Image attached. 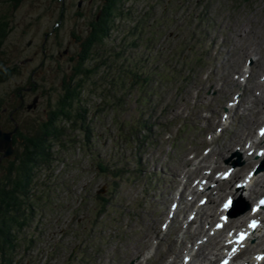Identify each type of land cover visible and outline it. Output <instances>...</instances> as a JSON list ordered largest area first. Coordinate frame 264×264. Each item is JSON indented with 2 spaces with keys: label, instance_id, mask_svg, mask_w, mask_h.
Masks as SVG:
<instances>
[{
  "label": "rangeland",
  "instance_id": "1",
  "mask_svg": "<svg viewBox=\"0 0 264 264\" xmlns=\"http://www.w3.org/2000/svg\"><path fill=\"white\" fill-rule=\"evenodd\" d=\"M101 4L0 3L8 30L0 60L17 68L0 82V99L11 106L16 87L33 79L35 90L28 87L24 99L38 95V102L23 112L25 125L45 116L69 79L77 50L72 32L84 26L77 12L90 19ZM114 16L109 36L84 64L109 63L84 77L86 111L75 115L85 118L88 131L67 128L66 148L55 145L51 167L36 174L38 206L18 233L15 264H183L198 226L185 229L183 222L194 207L185 203L191 179L213 165L230 166L235 151L243 155L235 145L239 135L245 126L251 131L253 113L264 109V0H121ZM125 68L149 75L148 101H136L137 86L122 88ZM211 199L199 212L216 206ZM194 261L195 255L184 264Z\"/></svg>",
  "mask_w": 264,
  "mask_h": 264
},
{
  "label": "trees",
  "instance_id": "2",
  "mask_svg": "<svg viewBox=\"0 0 264 264\" xmlns=\"http://www.w3.org/2000/svg\"><path fill=\"white\" fill-rule=\"evenodd\" d=\"M21 1L0 0V3L5 2L16 7ZM120 2L121 0H102L101 15L94 24V31L89 40L84 43L77 62L72 65L68 81L61 82L62 92L55 104L46 111L45 116L32 119L28 125L22 121L19 123L14 121V126L11 128L13 129L17 125L12 138L14 152L9 159L4 158L0 162V264H15L13 254L18 245V233L31 224L38 206V194H35L34 190L36 174L44 168L51 167L50 164L55 157L54 146L66 148L67 128L80 127L86 132L88 131L85 118L75 115L77 112L79 114L80 111H86L81 103L84 77H89L99 66H108L109 63L107 59H100L91 67H85L84 64L92 58L93 47L101 43L108 35ZM7 31V21L0 19V51ZM16 71L17 68L6 66L0 60V82L8 80ZM125 71V78L120 77L119 80L122 82V88L137 86L141 90L137 92L136 101H148L147 97V99L143 98L144 94L149 96L152 92L144 87L151 79L149 75L144 76L136 69L132 71L125 68ZM29 83L28 87L35 90V82L31 77H29ZM28 87H16L13 98H17V94L20 96ZM34 98H37L35 104L28 109L36 108L38 95H35ZM33 99L29 104H32ZM120 102L121 98L118 97L116 105H120ZM16 104L13 102L11 106H6L0 99V118L6 112L4 108L9 112ZM86 135L88 141V134ZM136 136H141L139 131ZM98 167L101 172L108 171L100 163Z\"/></svg>",
  "mask_w": 264,
  "mask_h": 264
},
{
  "label": "flooded vegetation",
  "instance_id": "3",
  "mask_svg": "<svg viewBox=\"0 0 264 264\" xmlns=\"http://www.w3.org/2000/svg\"><path fill=\"white\" fill-rule=\"evenodd\" d=\"M78 5H80V3ZM91 14H92V17L90 19H88V14L82 13L81 11L77 12V15H79L82 19L84 18V26L81 28H78V29L76 28L72 32L73 42H75V44L77 45V50L70 57L71 60L74 61V63L77 62V60L79 58V54L82 51V47H83L84 43H86L89 40L92 32L94 31V24L99 19L100 15H101V5L99 6V8L96 11L92 12ZM59 18H61V16ZM110 30H111V28H110ZM109 31H108V35L106 37L109 36ZM46 35H47V33H45V39H46ZM106 37H104V39ZM64 53H68V49H65ZM26 90L23 93H21L20 96L17 94V98H13V102H15L17 104L15 107L12 108V110H10L11 112L10 111L7 112V109L4 108V110L6 112L3 115H1V118H0V124H1L2 128L11 129L12 126H14V121H16L18 123H19V121H21L22 115H24L23 114L24 111L29 112V111L34 110V109H28L29 103L25 102V99H24L25 96L24 95H25Z\"/></svg>",
  "mask_w": 264,
  "mask_h": 264
},
{
  "label": "bare ground",
  "instance_id": "4",
  "mask_svg": "<svg viewBox=\"0 0 264 264\" xmlns=\"http://www.w3.org/2000/svg\"><path fill=\"white\" fill-rule=\"evenodd\" d=\"M245 91V90H244ZM243 91V92H244ZM262 104L264 105V100H262L261 99V102L259 101V105H260V107L259 108H262ZM264 108V107H263ZM262 108V109H263ZM261 112H262V110L260 109L259 111H257V113H256V115H255V118H254V113H253V115H252V118H251V121H253V122H258V120H259V118H260V115H261ZM250 121V122H251ZM249 122V123H250ZM249 123H248V125H249ZM242 135V134H241ZM241 135H239L240 136V138H241ZM235 142V141H234ZM239 143V142H238ZM227 145V144H226ZM225 147V146H224ZM246 151V149L244 150V152ZM261 151V150H260ZM215 153H217V152H215ZM220 153L222 154V151L220 150ZM248 153V155L249 156H251L253 153H249V152H247ZM262 153L264 154V151H262ZM234 156V155H233ZM221 158V157H220ZM226 158V157H225ZM231 159H232V161H233V158H230L229 159V161H231ZM246 158H244L243 160H245ZM259 159V158H258ZM258 159H256L255 160V162L258 160ZM228 161V160H227ZM228 163V162H227ZM234 163V162H233ZM233 163H230V164H233ZM239 166L238 165H236V169L238 168ZM261 171H264V169L263 170H261ZM237 176V173L235 172L234 173V177H236ZM229 189H231V187H229V185L228 186H224V187H221V189H220V191L222 192V193H227L228 191H229ZM205 190H207V189H205ZM243 190L244 189H242V188H239V190L237 191V196H239V197H241L242 198V202H240V203H244V205H246V204H248V201H249V199H253V197H254V195H256L257 193H258V191H257V189H250L249 190V193H248V196L246 197V196H244L243 194H242V192H243ZM181 196V195H180ZM244 197H245V199H247V203L246 202H244ZM209 199H207L206 200V202H205V205L206 204H208L209 203V201H208ZM211 202H216V201H214L213 199H211ZM192 204V203H191ZM239 205H241V204H239ZM210 207V206H209ZM216 206H214V207H212V208H209V210L211 211V214L210 215H214L215 214V212H214V208H215ZM201 210H202V208H201ZM234 210H237V208H235ZM206 212H207V210H206ZM204 213L203 211L202 212H199V214H200V216L202 215H207V213ZM246 214H243V216H245ZM243 216H239V217H243ZM238 217V218H239ZM263 220H264V218H263ZM235 223H237V221H232L231 222V219H230V226H232V225H234ZM261 226H262V224H260ZM263 230H264V226H263ZM221 233V231H219V232H217V235L218 234H220ZM256 238H257V236H255L254 237V239L250 242V241H248L247 242V244L245 245V248H244V250H243V253H245V254H247L248 253V250H247V248L249 249V248H259V246H260V241H256ZM254 242H255V245H253L254 244ZM253 246V247H252ZM177 256V255H176ZM199 256L202 258V259H204L205 258V256H204V254H203V251L202 252H200L199 253ZM264 262V261H263ZM264 264V263H263Z\"/></svg>",
  "mask_w": 264,
  "mask_h": 264
},
{
  "label": "water",
  "instance_id": "5",
  "mask_svg": "<svg viewBox=\"0 0 264 264\" xmlns=\"http://www.w3.org/2000/svg\"><path fill=\"white\" fill-rule=\"evenodd\" d=\"M37 98L33 99L32 104L28 105V108L33 106ZM17 125L13 129L2 128L0 124V162L2 159H9L14 152L13 134L16 132Z\"/></svg>",
  "mask_w": 264,
  "mask_h": 264
},
{
  "label": "snow or ice",
  "instance_id": "6",
  "mask_svg": "<svg viewBox=\"0 0 264 264\" xmlns=\"http://www.w3.org/2000/svg\"><path fill=\"white\" fill-rule=\"evenodd\" d=\"M261 135L264 136V129L261 130ZM231 203V200H229L227 203H225L224 205V208H228L229 207V204ZM261 205H264V200H262L261 202ZM257 209H253V211L255 212ZM257 225V222L256 221H252L251 224H250V227H253L255 228ZM217 227H221V225H217ZM247 238V234L246 233H240L239 234V237H238V240H237V243H241L242 241H244L245 239ZM236 249H233V251H235ZM258 260H264V255H261V256H258L257 257ZM225 264H227V262H225Z\"/></svg>",
  "mask_w": 264,
  "mask_h": 264
}]
</instances>
